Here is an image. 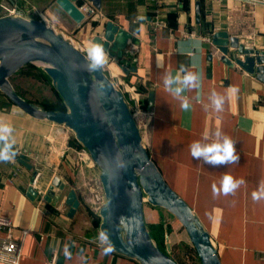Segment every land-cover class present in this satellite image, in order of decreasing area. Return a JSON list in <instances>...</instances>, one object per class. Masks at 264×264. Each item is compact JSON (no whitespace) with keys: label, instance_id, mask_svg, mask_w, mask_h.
<instances>
[{"label":"crops","instance_id":"crops-1","mask_svg":"<svg viewBox=\"0 0 264 264\" xmlns=\"http://www.w3.org/2000/svg\"><path fill=\"white\" fill-rule=\"evenodd\" d=\"M0 4L16 7L18 16L40 20L71 37L74 43L86 42L87 49L91 35L102 36L107 22L128 32L131 38L122 58L107 52L113 72L137 90L141 108L148 113L141 136L150 158L166 183L199 218L221 264H264V201L256 202L251 197L264 180V81L257 71L250 74L234 63H226L236 51L229 48L225 55L213 43L215 34L225 33L238 39V45L252 51V56L263 55L264 59V3L101 0L93 20L79 25L57 7L55 0H0ZM236 57L244 59L245 55ZM117 64L132 71L122 76L113 67ZM181 65L202 76L199 89L184 93L191 103L188 111H183L162 85L164 73L176 76ZM259 66L264 69V60L255 68ZM212 91L225 96L220 113L210 107L205 111ZM149 93H153L151 104ZM0 121L14 130L17 155L12 162L0 163V216L11 222L13 237L27 231L19 264H139L115 252L102 255L97 239L99 212L91 209L86 191L78 185V171L67 159L61 161L67 146L78 144L73 134L63 125L25 116L1 92ZM217 130L236 142L240 156L236 164L213 167L191 157L189 145L205 136L210 142ZM82 171L99 179L93 163L86 164ZM225 174L243 178L246 183L233 195L214 197L211 186L219 185ZM54 177H59L66 189L55 190L51 199L47 191ZM70 189L79 200L72 218L67 217L65 204ZM147 216L144 210L146 224L150 221ZM153 222L157 223L155 219ZM176 237L172 235L178 247L181 237ZM65 244L73 253L71 260L64 257ZM80 249L83 260L77 255Z\"/></svg>","mask_w":264,"mask_h":264},{"label":"water","instance_id":"water-1","mask_svg":"<svg viewBox=\"0 0 264 264\" xmlns=\"http://www.w3.org/2000/svg\"><path fill=\"white\" fill-rule=\"evenodd\" d=\"M100 9L101 0H88ZM57 7L75 24L84 19L77 0H55ZM130 34L112 22H107L102 36L91 42L104 43L122 58ZM213 43L227 55L235 50L228 64H236L264 81L263 55L252 56V51L238 45V39L225 33L214 35ZM236 54H244L239 59ZM86 55L52 27L36 19L21 16L0 17V92L25 116L53 122L66 127L76 142L87 151L99 170V181L105 205L99 211V230H106L115 246V253L136 260L139 264H178L167 251L152 239L144 220V203L172 215L185 230L200 264H221L217 249L191 207L166 183L142 142L123 93L117 89L101 69L86 70ZM33 65L52 85L61 99L64 110L44 109L25 100L13 86L12 80L24 67ZM126 76L132 68L113 66ZM149 104L153 93L148 95ZM20 161L26 164L24 157ZM30 168V166H28ZM36 177V173L33 175ZM59 177L51 181L47 196L55 190L65 191ZM67 217L72 218L78 207L76 192L66 195Z\"/></svg>","mask_w":264,"mask_h":264},{"label":"clouds","instance_id":"clouds-1","mask_svg":"<svg viewBox=\"0 0 264 264\" xmlns=\"http://www.w3.org/2000/svg\"><path fill=\"white\" fill-rule=\"evenodd\" d=\"M85 59L87 71L93 73L100 71L109 60L104 43L93 41L87 49ZM178 73V75L173 76L171 73L165 72L162 78V85L166 92L179 101L180 108L183 111H188L191 108V103L184 93L199 89L202 76L200 73L191 71L183 65L178 69ZM208 100L209 103L204 105L205 111L209 107L217 113L223 111L225 104L224 95L212 91ZM13 131V127L10 124L0 121V163L12 162L17 155L14 148L15 140L12 139ZM213 136L214 139H211L210 142L208 136H205L203 140L193 141L189 145L191 157L213 167L236 164L240 159L235 147L236 142L219 130ZM245 183L243 178L237 179L230 174H225L221 178L219 185L216 183L212 184V194L214 197L233 195ZM251 197L256 202L264 201V180L260 182L256 190L252 191ZM97 239L102 255L107 256L115 251V246L106 230H100ZM82 253L83 249H80L79 253H77L81 260L84 259ZM63 254L67 260L73 258V253L68 244L64 245Z\"/></svg>","mask_w":264,"mask_h":264},{"label":"rangeland","instance_id":"rangeland-1","mask_svg":"<svg viewBox=\"0 0 264 264\" xmlns=\"http://www.w3.org/2000/svg\"><path fill=\"white\" fill-rule=\"evenodd\" d=\"M56 32L60 34V31L56 30ZM65 37L67 36L65 35ZM18 73L19 74L13 78L12 84L25 100L44 109H47V107L50 106L58 108L63 106L64 108L61 99L53 90L51 82L43 76V72L38 66H26ZM145 120H147V118H145ZM142 127L140 128L141 132H143ZM72 144H70V146L75 149L74 151H65L62 158L60 155H55L54 158H61L63 163L64 160L67 159L70 167L74 169V171H78L79 180L77 183L82 187L89 178H92V175H88L87 173L84 174L85 171L83 172L82 169L84 170L86 164L90 166L92 161L85 149L86 154L79 144H77L78 146ZM49 145L51 146V144ZM144 145L146 146L145 142ZM79 153H84L83 161L80 158ZM144 210L148 215V221L150 220L149 223L146 224L149 234L162 250L167 251L178 264H200L197 254L190 244L185 230L172 215L162 209L151 206L147 202L144 203L143 212ZM151 211H153L152 213L154 214L150 219L149 213ZM153 219L156 220V224L153 222ZM171 227L173 228V231ZM173 234L177 235V237H181V240L176 237V239L179 240L177 243L178 247H176V243L173 241Z\"/></svg>","mask_w":264,"mask_h":264},{"label":"built area","instance_id":"built-area-1","mask_svg":"<svg viewBox=\"0 0 264 264\" xmlns=\"http://www.w3.org/2000/svg\"><path fill=\"white\" fill-rule=\"evenodd\" d=\"M78 9L83 13V21H91L98 14L97 9L92 6L88 0H77ZM252 3H264V0H249ZM0 17L4 16H18L19 12L14 6H9L5 4H0ZM65 39L70 41L75 47H77L81 52L86 55L87 47L86 42L78 43L73 42L71 37H65V34H61ZM96 35H91L90 38L95 37ZM88 40V39H87ZM104 73L109 77L114 86L119 89L128 103L131 114L138 125L139 129L142 127L145 122V118L148 117V113L141 108L140 97L136 90L133 87H129L122 80V78L113 72L112 69V59L109 57L108 63L102 68ZM141 131V129H140ZM74 151L75 149L71 146H67L66 151ZM85 154L86 151L82 149ZM78 154V153H77ZM82 161L84 160V153H79ZM37 178V175H36ZM36 178L33 180L32 186L36 182ZM82 188L86 191V197L88 203L92 210L98 213L101 208L105 205V198L103 195L102 187L98 178L93 179L89 178L86 183L82 185ZM41 194V192L39 191ZM13 227L9 219L0 216V264H19L21 249L23 245L24 238L27 234V231H21L19 237L12 236ZM4 233L3 235H1ZM51 264H55L54 261Z\"/></svg>","mask_w":264,"mask_h":264},{"label":"trees","instance_id":"trees-1","mask_svg":"<svg viewBox=\"0 0 264 264\" xmlns=\"http://www.w3.org/2000/svg\"><path fill=\"white\" fill-rule=\"evenodd\" d=\"M136 92H137V90H136ZM47 109L64 110L63 106H61V108L50 106V107H47Z\"/></svg>","mask_w":264,"mask_h":264}]
</instances>
